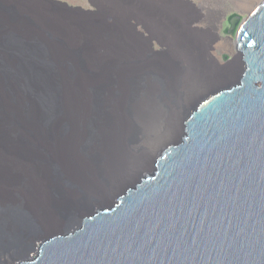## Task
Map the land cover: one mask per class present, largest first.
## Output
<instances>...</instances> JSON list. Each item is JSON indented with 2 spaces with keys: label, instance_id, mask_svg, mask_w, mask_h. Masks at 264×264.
Wrapping results in <instances>:
<instances>
[{
  "label": "water",
  "instance_id": "1",
  "mask_svg": "<svg viewBox=\"0 0 264 264\" xmlns=\"http://www.w3.org/2000/svg\"><path fill=\"white\" fill-rule=\"evenodd\" d=\"M49 1L62 14L47 24L46 33L42 25L23 22L22 6L15 12L0 4V199L7 201L0 204V264H264V0L235 25L241 62L235 83L189 106L183 103L175 141L159 145L147 167L126 175L120 186L108 191L115 180L107 182L109 200L95 204L85 188L88 167L116 164L120 152L112 155L113 147L95 140L88 127V138L78 139L75 132L84 128L65 119L63 101H82V87H88L94 106L100 101L101 88L91 83L95 73L85 55L110 39L106 25L98 24L117 4L94 0L90 4L96 10L84 12ZM122 2L129 16L119 28L127 33L128 26L130 32L115 45L126 50L119 53L123 61H131L136 26L127 19L138 20L135 4L146 3ZM73 11L92 19L82 45L55 37L61 20L75 25L74 33H86L76 26L85 23L71 19ZM109 72L110 67L103 73ZM84 77L89 79L84 82ZM114 79L117 75L109 74L104 84ZM154 79L158 97L176 106L183 102L180 88H166ZM126 84L132 90L136 81ZM23 123L33 128L36 142L32 130L19 132ZM135 131L130 126L127 143L137 138ZM100 148L110 152L108 157L99 154ZM72 155L84 160L81 175L61 164ZM25 162L32 168L21 181L11 179ZM52 177L62 204L53 205L50 215L40 212L38 199L31 197L34 189L53 185ZM78 185L82 192L75 191ZM29 201L34 216L24 206ZM35 215L64 225L42 227ZM3 255L8 259L3 261Z\"/></svg>",
  "mask_w": 264,
  "mask_h": 264
},
{
  "label": "bare ground",
  "instance_id": "2",
  "mask_svg": "<svg viewBox=\"0 0 264 264\" xmlns=\"http://www.w3.org/2000/svg\"><path fill=\"white\" fill-rule=\"evenodd\" d=\"M230 1L237 8L248 9L245 6L246 0ZM133 13L135 17L147 27L150 34L149 36L158 39L165 45L167 53L163 60L151 61L149 63L147 61L143 62L142 59L139 58L140 48L136 45L135 51L130 55V58H132L131 61H123L121 59L120 61H112L110 58H112L114 52H123L124 50L115 45L117 41H122L124 38L122 30L119 28L118 37L101 40L97 46L99 53L96 50L95 55L87 53L85 57L90 70L93 72L94 69V73H97L91 82L94 85H105L104 83L107 76L109 74H116L117 79L112 80L114 82L109 86L105 85L109 88L116 86L118 78H120V76H118L119 74H117L118 68L126 69L130 77L136 81V84L132 90L130 85H127L124 95L120 96L119 99H126L128 97L131 100L106 101L101 88L100 101L96 104L99 110H96L93 107L94 101H88V92L86 87H83L85 101H83V95L81 96L82 101H63L66 112L65 119L74 121L78 129L81 126L84 128L83 132H75L78 139H86L87 133L85 128L93 125L95 140L105 142L106 144L109 143L108 147H113L111 152L112 155L120 152L116 164L102 165L98 170L88 167V172H92L93 169L95 170L94 176L90 179L93 184L85 187L90 197L89 202L93 204L108 201V197L104 194V190L107 189V182L108 185H110L115 180L107 189L108 191L112 186H120L124 181L129 179L125 178L126 175L131 174L139 168L147 167V164L150 162V153L159 147V145L171 141V139L178 135L179 121L177 120L180 117L179 115H181L182 108L185 107L183 103L189 106V103L197 96V93L211 86L224 83V81L228 83L234 80L235 75H238L235 72L236 63L231 65L228 73L226 72L221 76H213L205 72L202 65L203 62L199 59L197 51V43L203 31L196 30L192 27V24L197 21L198 18H201L202 15L197 14L192 7L181 3H170L165 5L148 3L142 8L141 5L135 4ZM126 15L127 14L122 15L121 13L120 18L123 19ZM203 20L207 27L208 22L205 19ZM101 23L102 21L100 20L98 25L102 26L105 24L109 30L115 29L114 27H116V25L107 22ZM117 23H119V25H117L118 27L124 25L126 20L125 22L120 20L117 21ZM126 40L127 39H125V41ZM231 42L234 41L223 39L219 47L223 50L225 46L231 45ZM90 56L91 58L89 59ZM94 58L98 61L97 64L94 63L96 62ZM92 63H94V65ZM108 67L112 69V72L104 74L103 72ZM99 69L102 70L101 73L96 72ZM174 70L177 72L174 73ZM155 77L159 78L166 88H172L173 84L180 85L181 89L178 97L180 100H183V102L180 101L181 104L176 106L175 104L172 105L170 101H167V97H158V85L154 79ZM83 79H85V77ZM88 79L89 77H86V80ZM133 90L138 94H132ZM171 105L175 108H170ZM92 108L93 112L91 111ZM130 126L136 128L135 132L138 136L136 139L134 138L135 140L133 139L134 145L128 146L131 142L129 141V143H127L126 136ZM28 130H32L33 134V128H29L28 125L23 123L19 132L26 135ZM32 139L36 142V135L33 134ZM124 141L128 145H126ZM106 148H100L99 150V154L103 157H108L110 154V152H106ZM11 149L15 148L13 147ZM138 149H141V152L136 158ZM146 152H148L149 155L146 154ZM125 167L127 168L124 171ZM104 176L106 177L105 179ZM95 178L98 182L105 180L104 189L100 184H97L98 182L96 183ZM5 202L7 201H2L0 199V204H4ZM30 203L31 202H25L24 206L34 216L35 210L30 206ZM35 216L42 227L48 228L52 225H62L59 221H54L51 216L47 220L45 217ZM7 259L8 256H2L3 261Z\"/></svg>",
  "mask_w": 264,
  "mask_h": 264
},
{
  "label": "rangeland",
  "instance_id": "3",
  "mask_svg": "<svg viewBox=\"0 0 264 264\" xmlns=\"http://www.w3.org/2000/svg\"><path fill=\"white\" fill-rule=\"evenodd\" d=\"M57 1L67 3L69 6L74 7V8H79L80 10H83L84 12L96 10L95 7L90 4V3L95 4L94 0H57ZM98 1L102 4H104V2L109 3L111 1H113L114 3L117 4V6H114L112 3L111 6L112 7L114 6L112 8V10L110 11V10L106 9L104 12L105 14H104L103 18L100 19L102 21L101 24L107 22V23L116 25V27H114L115 29H110V30L108 29L110 38L114 39V37H118L119 27H122V26L117 27V25H119V23H117V21L122 20L125 22L126 17L128 16V13H129L128 7L122 2V0H98ZM142 1L146 4L153 3V4H157V5H165V4H170V3H172V4L173 3H175V4L181 3L183 5H187V6L192 7V9L197 14L202 15L201 18H198V20L192 24V27L196 30L203 31V34L197 43V45H198L197 51H198L199 59L201 60V62H203L202 65H203L205 72L207 74L209 73V75L211 74L213 76H216V75L221 76L222 74H225L226 72L228 73L229 72L228 70L230 69L231 65L236 63V71L235 72H236V74H238L240 67H241V62H240L239 54L236 50L235 43L231 42V45L225 46L227 49L224 47L223 50L219 46H220L223 39H229L231 41H234V34H235V30H236L235 25L237 23L240 24L242 19L248 13H250L253 10V8L257 4H259L262 0H246L245 6L248 8L247 10L237 8L230 0H141V2ZM0 4H6L8 6H10V5L13 6L15 9V12L18 11L17 10L18 6H22L23 7L22 12H19V11L18 12L25 20L23 22H27V20H30L31 22H34L35 24L37 23L39 26L42 25V28L44 29L42 31L44 33H46L48 31V30H46L47 24L55 21L60 16V14H62V11L58 7L52 5V3L49 0H0ZM15 4H16V7H15ZM140 5L142 6V8L145 7V4H140ZM111 12H113V13L107 14V13H111ZM121 13H122V15H124V14H127V15L124 16L123 19H121L120 18ZM231 14L236 15V17L233 19V22H229V20H228V17ZM206 16H208V17H206ZM88 17H90V16L89 15H82V13L74 12V11L71 14V19L75 20L74 21L75 23H78V22H76L78 20L85 23V24L79 23L80 25H76V26H78L79 31H83L84 33L86 31L85 34L74 33L71 29L75 25L67 26L64 23V21H62V20H61V22L59 21V23L56 21L58 23V25H56L55 28L57 31L60 32V34L59 35L55 34V37H57L61 40L70 41L72 44L82 45L84 43V35H87V33L90 32V28L86 24H91L88 22L92 21V19L88 18ZM202 18L208 22L207 27L205 26L204 20ZM95 20L96 19H94L93 21H95ZM27 23H29V22H27ZM127 23L132 24V25L134 24L136 26L135 34L134 33L131 34V40L132 41L136 40V42H135L136 45H138L140 50L142 49L141 50L142 53H140L141 58L148 59L151 61L163 60L165 54L167 53V49H166L165 45H163L158 39L153 38L152 36H149L150 34L147 30V27L144 25V23H142L139 19L135 21L132 17H129L127 19ZM225 29H228V31H226ZM126 30H127V33H124L125 31L122 30L123 36L125 39L127 38L128 32H130L128 26H126ZM233 30H234V32H232ZM145 39H146V42H145ZM200 40H201V42H200ZM145 44H146V49H145ZM95 49L99 53V50L97 49V47ZM121 52L122 51L114 52L112 58H110V59L112 61L113 60L120 61V59L123 60V58L121 56H119V53H121ZM88 53H90V52H88ZM196 53H195V55H196ZM91 54L95 55V52L91 53ZM90 58H91V56L89 57V59ZM92 58H93V56H92ZM96 58H97V56H96ZM94 61H96L95 58H94ZM94 63L97 64L98 61H96ZM94 63H92V64L94 65ZM93 72H95L94 69H93ZM96 72L101 73L102 70L99 69ZM117 72H118L117 74H119L118 76H120V78H118V82H117L116 86H113L111 88H109L108 86H105V85H98V84H96V86H100V88H102V93H104L106 101H127V99L131 100L128 97L126 99H124V98L119 99L120 96L124 95L125 88L127 87L126 83L128 82V80L131 79L129 72L126 69H122V68H118ZM96 74H95V76H96ZM236 77H237V75H235V78L232 81L228 80V81H230L228 83H225V81H224V83H220V84H217L215 86H211L210 88H207L206 90H203V91L197 93V96L193 99L196 100V99H199L201 97L208 96L216 88H221V87L223 88L227 85H231V84L235 83ZM86 81L87 80L85 77L84 82H86ZM174 85L176 88L173 87V89L175 88L176 91H178L179 88L181 89L180 85H178V84H174ZM83 89L84 88L82 87L81 93L83 95V101H85ZM86 90L88 92V87H86ZM95 90L96 89H94V88L91 89V91H95ZM88 100H89V93H88ZM192 100H191V102H193ZM96 103H99V102L96 101ZM170 103L173 105V103L171 101H170ZM172 105L170 106V108H175ZM189 105H190V103H189ZM93 107L96 110H99L97 105L94 106V104H93ZM91 111L93 112V108ZM181 119L179 117V119L177 120V121L180 120L178 122L179 126H180ZM90 127L93 130V128H92L93 125L89 126L88 128H90ZM175 139L176 138L171 139V141H169V143L175 141ZM134 140H132L129 145L126 144L125 141H124V143L128 146L134 145ZM160 148L161 147L155 149L154 155L160 150ZM12 150L14 151L15 149H12ZM83 161L84 160L82 158H76V156L72 155L71 158L68 157V160H62L61 164L64 165V167L67 169L68 172H72V170H74V172L77 173L76 175H81L84 172V170H82L83 169L82 165L84 166ZM23 166H24L23 169L22 168L19 169V171H17L14 174V176L16 178H11V179H15V181H21L22 177H24V174H26L29 171V169L32 168V167H30V164H28V162H25V165H23ZM48 166H50V163L47 165V167ZM55 169L57 170V166H55ZM60 169L62 171H64V168L62 167V165H60ZM88 170H87L88 180H87V182H85V187L93 184V182H91L90 179L94 176V173H95L94 169L92 172L91 171L88 172ZM90 170H92V169H90ZM25 171H26V173H24ZM145 171L146 170H144L142 172L144 173ZM31 173H32V170H30V173H28L26 175V177L28 178V176ZM32 177H33V175L29 178V180L32 179ZM80 177L81 176H78V178H80ZM105 178L106 177L104 176V179ZM52 180H53V185L50 182V180H48L50 182V186L46 187V185L49 184L48 183V184H44V186L46 187L44 189H34L33 193H32V197H31L33 199L34 198L38 199L37 202H38V205L40 204V210H41L40 212L50 214V215L52 214V211H53V209H52L53 205L57 206L59 203V199H60L59 194H57V189H55L56 188V182L54 180V177H52ZM95 181H96V183L98 182L96 178H95ZM104 182H105V180H102L101 182H98L97 184H100L102 186V188L104 189V186H105ZM44 183H46V182H44ZM39 187H40V185H39ZM72 189H74V188H72ZM79 190H81V188L78 185L75 187V191L78 192ZM0 192H2V191H0ZM81 192H82V190H81ZM108 200H109V198H108ZM111 200H110V202H111ZM59 204L61 205L62 201ZM59 208H61V207H59ZM47 219H48V217H47ZM61 224L62 225H59V226L64 225L63 223H61ZM54 229H57V227L52 228V230H54Z\"/></svg>",
  "mask_w": 264,
  "mask_h": 264
},
{
  "label": "trees",
  "instance_id": "4",
  "mask_svg": "<svg viewBox=\"0 0 264 264\" xmlns=\"http://www.w3.org/2000/svg\"><path fill=\"white\" fill-rule=\"evenodd\" d=\"M236 17V15L234 14H231L229 17H228V20L229 22H233V19ZM226 31H228V29H225Z\"/></svg>",
  "mask_w": 264,
  "mask_h": 264
},
{
  "label": "flooded vegetation",
  "instance_id": "5",
  "mask_svg": "<svg viewBox=\"0 0 264 264\" xmlns=\"http://www.w3.org/2000/svg\"><path fill=\"white\" fill-rule=\"evenodd\" d=\"M235 24V23H234ZM236 25H239V23H237Z\"/></svg>",
  "mask_w": 264,
  "mask_h": 264
}]
</instances>
